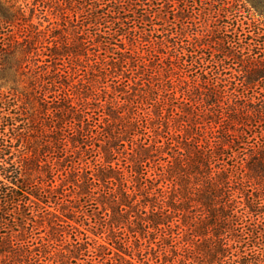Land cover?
Wrapping results in <instances>:
<instances>
[{
	"label": "trees",
	"instance_id": "trees-1",
	"mask_svg": "<svg viewBox=\"0 0 264 264\" xmlns=\"http://www.w3.org/2000/svg\"><path fill=\"white\" fill-rule=\"evenodd\" d=\"M85 2L0 0V264H264V0Z\"/></svg>",
	"mask_w": 264,
	"mask_h": 264
},
{
	"label": "rangeland",
	"instance_id": "rangeland-1",
	"mask_svg": "<svg viewBox=\"0 0 264 264\" xmlns=\"http://www.w3.org/2000/svg\"><path fill=\"white\" fill-rule=\"evenodd\" d=\"M17 2L24 8L25 16L29 18L31 24L39 26V29L42 30L49 29V31H51L53 35H64L65 33L68 34L74 31V29L76 32L77 30H79L81 18L85 19L87 17L83 11V7H86L85 0H53L54 6L52 7L51 5H49V8H45L41 16H39V12L42 10L41 7L37 13L35 12L32 14V9L38 6L40 0H17ZM253 17L255 20L258 19V17H256L255 15H253ZM128 26L131 27V24H129ZM262 26L264 27V25ZM138 27L140 26L137 25L134 26V28L132 26L131 29L128 30V32L131 31L129 34L134 46H136L138 43L140 44V42H136L137 37L135 35V32L140 29ZM142 28L147 31L150 29L148 24H146V26H142ZM47 34L50 33L47 32ZM53 39L56 40V38ZM143 44L144 43H142V45ZM91 48L92 46H89V49ZM68 70L73 72L70 66L68 67ZM8 88L9 85L4 84L3 80H1L0 92L6 93L8 91ZM247 142L252 143V140L249 138ZM67 223L76 228L78 231L85 233L88 237L92 239L95 238L98 242H101L99 238H96V236H94V234L96 235L99 230L97 228H92L93 220L90 217L85 216L82 219L79 216H73L71 221H67ZM142 243L144 244V246L146 245L145 240H143ZM146 259H150L149 264H153L154 261H151V255H147ZM132 263L143 264L139 262L137 257L134 258Z\"/></svg>",
	"mask_w": 264,
	"mask_h": 264
}]
</instances>
